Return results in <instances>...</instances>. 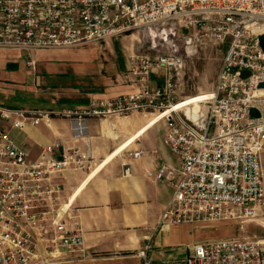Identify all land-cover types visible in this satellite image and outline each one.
Listing matches in <instances>:
<instances>
[{
  "label": "built area",
  "instance_id": "1",
  "mask_svg": "<svg viewBox=\"0 0 264 264\" xmlns=\"http://www.w3.org/2000/svg\"><path fill=\"white\" fill-rule=\"evenodd\" d=\"M132 33L150 37L155 51L128 57L137 90L53 114L71 121L77 139L86 134L87 118L161 111L173 104L175 73L182 67L174 41L225 44L199 114L192 118L175 110L163 118L162 143L177 166L159 162L147 173L172 188L158 226L241 225L264 217V50L259 43L264 0H0V49L78 48ZM155 69L161 71V83L152 89ZM242 70L249 74L242 77ZM3 120L21 129L26 123L50 124L51 114L0 108ZM142 153L133 150L128 156L138 159ZM93 161L88 145L82 151L58 140L30 158L0 125V264H54L65 254L78 260L91 256L71 204L63 200V173L88 170ZM145 249L139 254L148 264ZM178 264H264V236L194 243Z\"/></svg>",
  "mask_w": 264,
  "mask_h": 264
},
{
  "label": "crops",
  "instance_id": "2",
  "mask_svg": "<svg viewBox=\"0 0 264 264\" xmlns=\"http://www.w3.org/2000/svg\"><path fill=\"white\" fill-rule=\"evenodd\" d=\"M136 35L32 53L0 49V108L51 114L50 124L26 123L21 129L1 121L14 143L30 158H36L44 145L57 140L63 147L76 146L82 151L88 145L94 157L90 169L63 173V200L70 202L91 256L78 260L65 254L54 264H143L139 253L146 246L148 264H178L190 254L194 243L234 237L231 226L226 224L229 221L158 226L172 188L147 173L159 162L177 166L174 155L162 143L165 120L135 137L97 170L108 155L148 123L150 114L87 118L86 134L77 139L73 137L71 121L53 114L83 107L91 100L135 92L137 85L128 72V57L141 54L145 48ZM160 73L156 69L152 72V89L160 85ZM138 149L143 151L140 158L128 156L129 151ZM60 156L59 149L55 157ZM124 164L129 165V171H125Z\"/></svg>",
  "mask_w": 264,
  "mask_h": 264
},
{
  "label": "rangeland",
  "instance_id": "3",
  "mask_svg": "<svg viewBox=\"0 0 264 264\" xmlns=\"http://www.w3.org/2000/svg\"><path fill=\"white\" fill-rule=\"evenodd\" d=\"M132 34L136 35L137 33ZM178 34H180V32ZM137 35H139L140 43L147 48H144L141 54L151 56L155 54V51H153L151 47L152 39L150 37L146 39V37L140 34ZM154 41L157 42V40ZM174 43L177 44V50L182 57V67L175 73V95L173 103L204 92H212L220 63L225 52V44H218L213 41H203L199 44L191 43L187 45L176 41H174ZM159 44H161V42H159ZM149 112L155 111L133 112L132 114H148ZM217 222L218 221H215L213 223ZM226 224L231 226L234 236L246 234L264 236V217H260L254 222L241 225L233 221L226 222Z\"/></svg>",
  "mask_w": 264,
  "mask_h": 264
},
{
  "label": "bare ground",
  "instance_id": "4",
  "mask_svg": "<svg viewBox=\"0 0 264 264\" xmlns=\"http://www.w3.org/2000/svg\"><path fill=\"white\" fill-rule=\"evenodd\" d=\"M210 93L204 92V93H201L198 95L190 96V97H187V98H185L179 102H175V103L171 104V106H169L168 108H165L161 111L149 112V113H153V114L149 115L150 118L148 120V123L144 127H142L127 143H125L123 146L117 148L113 153L108 155L107 158L105 159V161L98 165L97 170H98V168L102 167L104 163H107L110 159H112L115 155H117L121 150H123V148H125V146L129 142L133 141V139L135 137L144 133L148 128L152 127L153 125H155L159 121H162V119L166 115H168L170 112L175 111V110L184 111L190 117L195 118L199 114V110L201 108V102L205 99H208L210 97ZM154 113H157V114H154ZM146 122H147V120H146ZM93 173H94V171H93Z\"/></svg>",
  "mask_w": 264,
  "mask_h": 264
},
{
  "label": "water",
  "instance_id": "5",
  "mask_svg": "<svg viewBox=\"0 0 264 264\" xmlns=\"http://www.w3.org/2000/svg\"><path fill=\"white\" fill-rule=\"evenodd\" d=\"M259 43H260V46H261V48L264 50V35H262L260 38H259ZM249 73H248V71H246V70H242L241 71V76L242 77H245V76H247Z\"/></svg>",
  "mask_w": 264,
  "mask_h": 264
}]
</instances>
